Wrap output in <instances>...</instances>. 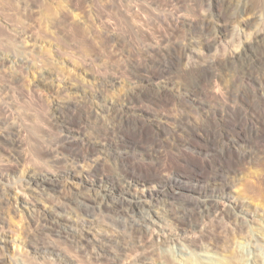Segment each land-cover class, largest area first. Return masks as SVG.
<instances>
[{
	"label": "rangeland",
	"instance_id": "obj_1",
	"mask_svg": "<svg viewBox=\"0 0 264 264\" xmlns=\"http://www.w3.org/2000/svg\"><path fill=\"white\" fill-rule=\"evenodd\" d=\"M251 4L253 8L243 19L224 22L221 29L213 32L211 48L197 47L195 61L188 56L183 64L203 66L213 58L223 61L230 53L239 52L255 34L262 33L264 0H251ZM133 8V0H0V127L15 124L21 141L8 151L9 154L0 148V165L17 162L18 167L16 172L0 175V195L8 199L7 204L0 207V237L5 239L0 240V264H65V258L75 264L98 263L93 262L90 253L79 255L72 242L43 235L42 212L54 217L59 215L65 224L81 231L87 239L86 244L93 247L90 248L92 254L109 239L112 241L123 234L124 247L112 241L108 249L117 264H194L195 257H187V251L170 250L172 243L185 245L188 250L211 256L215 261L203 262L195 258L199 264H264V189L261 194L255 193L250 185L247 188V183L256 177L255 173L264 169V141L246 138V129L242 126L230 129L227 135L232 141L231 155L235 158L240 155L241 160L232 161L221 174L216 170L217 174L213 173L214 166L204 156L201 143L185 130L179 134L177 146H171L157 164L148 158H139L137 162L144 172L152 173L160 165L164 173H176L183 178L195 196L213 188H220L226 195L217 198L211 212L201 214L194 210L188 219L179 222L171 221L167 210L169 203L146 205L149 212L141 213L149 217V221L132 236L125 232L122 221L106 220L100 215L89 217L71 208L61 210L70 194L84 189L86 181L81 174L88 163L74 168L70 176L61 177L55 190L40 191L24 183L27 173L56 167L49 160L51 158L39 159L31 152L36 140L44 147L50 137L57 135L48 120L55 103L72 100L83 107L93 103L111 106L124 99L139 98V90L129 80L128 67L129 63L141 64L142 61L132 50L123 53L125 45L118 46L109 35V32H116L118 37L125 30L119 13ZM243 20L249 23L244 24ZM231 71L232 67L218 80L222 86L230 80ZM110 77L109 83L102 84V79ZM169 86L175 92H182L174 95L166 90L157 98L150 84L140 89L143 97L137 102L139 110L143 111L140 122L145 131L143 136L149 134L148 139L142 138L145 143L152 138L150 120L161 113H176L179 118L183 117V124L191 128L200 125L199 114L189 108L178 109L177 101L182 98L180 95H185L183 98L188 94L203 95L209 88L208 82L198 87L192 79H180L171 81ZM260 131L263 132L264 127ZM101 170L111 176L115 174L114 166L108 163H104ZM133 187L131 191L135 194L143 190L140 186ZM186 199L195 200L189 196ZM180 201L175 205L180 206ZM43 241L56 250H39L38 245Z\"/></svg>",
	"mask_w": 264,
	"mask_h": 264
},
{
	"label": "bare ground",
	"instance_id": "obj_2",
	"mask_svg": "<svg viewBox=\"0 0 264 264\" xmlns=\"http://www.w3.org/2000/svg\"><path fill=\"white\" fill-rule=\"evenodd\" d=\"M133 3L132 11L119 13L125 30L118 37L114 34L116 32H109V35L111 41L118 46L125 45L123 53L128 54L129 51L126 50H132L136 58L142 61L141 64L129 63L128 67L129 80L133 87L139 90L140 99H124L120 104L111 106L93 103L83 107L72 100L55 103L48 120L57 130L55 133L57 135L53 134L55 137H50V142L44 147L36 140L31 152L39 159L51 158L49 160L55 164L53 166H56V169L42 168L29 172L24 177V183L47 192L55 190L61 177L70 176L74 168L83 167L88 163L89 166L81 174L82 179L86 181L84 189L70 194L61 210L71 208L89 217L100 215L106 220L122 221V227L131 236L135 231H141L149 221V217L141 213L144 210L149 212V209L145 208L146 205L151 207L159 202L169 203L167 210L171 214V221L179 222L188 219L189 213L194 210L201 214L211 212L217 198L226 195L220 188H213L199 192L195 196L194 190L183 182V178H179L176 173H164L159 164L156 171L144 172L137 162L139 158H148L158 163L166 156L164 153L170 150L171 146L179 143V134L185 130L186 134L192 133L196 136L202 145L204 156L211 160L214 171L221 174L231 166L232 161L241 160L240 155L235 158L230 153L232 141L230 137L227 138L230 129L242 126L246 129V138L264 141V131H260V128L264 127V30L255 34L239 52L230 53L223 61L213 58L203 66L183 64L184 58L188 56L193 57L195 61L197 47H212L213 32L221 29L224 22L243 19L252 7L251 0H133ZM242 23L248 24L249 21L243 20ZM230 67H232L230 80L222 86L218 80L225 77L226 70ZM111 78L102 79V84L109 83ZM180 79H192L198 87L208 82L209 88L203 95L196 97L188 94L186 98H183L185 95H180L182 98L178 96L180 99L177 101L178 109L189 108L199 114L200 125L196 124L191 128L184 125L183 117L179 118L176 113L173 115L158 113V116L155 115L156 117L150 120L152 138L149 139V143H145L142 138L147 134L143 136L145 131L140 122L143 111L138 108L142 97L141 90L150 84L157 92L155 94L157 98L166 90L177 95L182 91H173L169 84ZM18 130L15 124L1 126L0 148L8 152L18 146L21 142L19 135L16 134ZM16 163L7 162L0 165V175L9 171L16 172L18 169ZM104 163L114 166V176L101 170ZM214 171L213 173L217 174ZM255 175L253 180H248L247 188L250 185L255 188V193L262 194L264 169L261 171L259 169ZM133 186L142 187V192L133 193L131 191ZM186 196L194 198V202H190ZM179 200L180 206L175 205ZM7 202L6 196L0 195V207L5 206ZM42 213L40 229L43 235L72 242L79 255L90 253L95 260L93 262H98L95 264H117V260L111 258V251L108 249H111L112 241L116 245H123L121 238L123 234L115 236L112 241L109 239L100 250L96 249L92 254L91 247L86 244L87 239L81 231L65 224L59 215L54 217L48 212ZM0 240L5 241L3 237H0ZM171 247L170 250L174 249L178 253L187 251V257L194 256L203 262L214 260L211 256L188 250L185 245L172 243ZM38 248L46 251L56 250L44 241L39 243ZM100 258L102 262H99ZM195 258L194 264H199ZM64 261L65 264H75L68 258Z\"/></svg>",
	"mask_w": 264,
	"mask_h": 264
}]
</instances>
